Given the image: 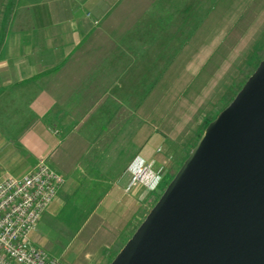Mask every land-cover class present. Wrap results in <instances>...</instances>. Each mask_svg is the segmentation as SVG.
Instances as JSON below:
<instances>
[{
    "label": "crops",
    "instance_id": "obj_1",
    "mask_svg": "<svg viewBox=\"0 0 264 264\" xmlns=\"http://www.w3.org/2000/svg\"><path fill=\"white\" fill-rule=\"evenodd\" d=\"M159 3L0 0V152L14 154L12 170L0 166L22 175L45 158L63 174L41 218L78 200L99 224L89 239L97 264H112L151 213L148 187L127 190L130 166H162L160 120L183 51L174 47H191L184 36L175 42Z\"/></svg>",
    "mask_w": 264,
    "mask_h": 264
},
{
    "label": "rangeland",
    "instance_id": "obj_2",
    "mask_svg": "<svg viewBox=\"0 0 264 264\" xmlns=\"http://www.w3.org/2000/svg\"><path fill=\"white\" fill-rule=\"evenodd\" d=\"M158 1L159 7L168 9V15L159 18L174 29L175 42L184 36L191 47H174L177 55L183 50L174 65L176 94L160 120L166 141L159 152L162 166L158 170L166 172L150 190L145 212L154 209L199 142L264 60V0ZM187 49L189 59L182 56ZM2 155L0 152V165L12 170L14 154ZM68 203L60 214H47L38 221L35 239L52 257L70 264H97L89 239L94 238L99 224L88 217L87 208L81 207L79 212L78 200Z\"/></svg>",
    "mask_w": 264,
    "mask_h": 264
},
{
    "label": "water",
    "instance_id": "obj_3",
    "mask_svg": "<svg viewBox=\"0 0 264 264\" xmlns=\"http://www.w3.org/2000/svg\"><path fill=\"white\" fill-rule=\"evenodd\" d=\"M263 124L264 63L217 118L112 264H170L213 192ZM259 149L255 157L261 172L252 158L243 162L228 190L238 193L227 198L231 205L217 208L178 264H264V143ZM250 215L257 220L252 227L245 220Z\"/></svg>",
    "mask_w": 264,
    "mask_h": 264
},
{
    "label": "built area",
    "instance_id": "obj_4",
    "mask_svg": "<svg viewBox=\"0 0 264 264\" xmlns=\"http://www.w3.org/2000/svg\"><path fill=\"white\" fill-rule=\"evenodd\" d=\"M130 170L128 191L139 184L153 190L163 179V170L155 171L144 159L136 158ZM64 181L63 174L45 158L22 175L0 166V264H70L30 241L31 232L55 201Z\"/></svg>",
    "mask_w": 264,
    "mask_h": 264
},
{
    "label": "bare ground",
    "instance_id": "obj_5",
    "mask_svg": "<svg viewBox=\"0 0 264 264\" xmlns=\"http://www.w3.org/2000/svg\"><path fill=\"white\" fill-rule=\"evenodd\" d=\"M264 61H262L261 64H263ZM260 64V65H261ZM264 143V124L261 127V129L255 134V136L251 139L249 144L246 146V148L242 151V153L238 156L234 164L229 169L228 173L222 180V182L219 184V186L215 189V191L212 194V197L210 199L209 205L204 209V211L201 213L200 217L196 221L193 228L190 230L188 235L186 236L182 246L178 249L176 255L174 256L172 262L170 264H178V261L184 251L188 248H190L195 242L198 241L200 238V233L202 232V229L205 228V226L208 223V220L213 218V215L215 214V211L217 208L222 209L224 206L231 205L227 203L228 197H235L238 193L235 191L232 194L228 193V190L230 189V185L232 184V181L234 180L235 174L237 170L240 168V166L243 164L245 160L248 158H252L254 162V166L256 167V170L258 173L261 172V168L259 164L256 162L257 159L255 155L260 154L261 145ZM245 192V189H242ZM209 206L212 208L209 209ZM211 213V214H210ZM252 216V215H250ZM256 216V215H253ZM245 217V220L247 221V224L249 226H253L255 224L256 217ZM205 239V237H203Z\"/></svg>",
    "mask_w": 264,
    "mask_h": 264
},
{
    "label": "trees",
    "instance_id": "obj_6",
    "mask_svg": "<svg viewBox=\"0 0 264 264\" xmlns=\"http://www.w3.org/2000/svg\"><path fill=\"white\" fill-rule=\"evenodd\" d=\"M165 172H166V171H163V176L165 175Z\"/></svg>",
    "mask_w": 264,
    "mask_h": 264
}]
</instances>
